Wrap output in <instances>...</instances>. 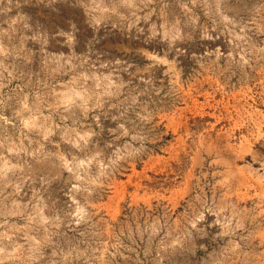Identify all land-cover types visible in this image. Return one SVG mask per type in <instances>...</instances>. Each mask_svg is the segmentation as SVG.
Listing matches in <instances>:
<instances>
[{"label": "rangeland", "instance_id": "1", "mask_svg": "<svg viewBox=\"0 0 264 264\" xmlns=\"http://www.w3.org/2000/svg\"><path fill=\"white\" fill-rule=\"evenodd\" d=\"M0 264H264V0H0Z\"/></svg>", "mask_w": 264, "mask_h": 264}]
</instances>
